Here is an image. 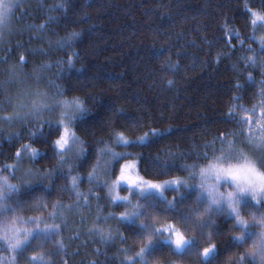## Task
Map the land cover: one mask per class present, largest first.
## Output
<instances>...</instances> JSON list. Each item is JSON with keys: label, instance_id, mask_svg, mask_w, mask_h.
Instances as JSON below:
<instances>
[{"label": "trees", "instance_id": "16d2710c", "mask_svg": "<svg viewBox=\"0 0 264 264\" xmlns=\"http://www.w3.org/2000/svg\"><path fill=\"white\" fill-rule=\"evenodd\" d=\"M23 1L11 15L15 20L4 46L11 64L19 62L29 79L38 77L43 91L76 101L84 111L69 125L80 149L61 159L54 155L58 149L51 147L58 135L46 142L42 136L28 135L45 121L59 122L6 119L3 112L9 108H3L6 95L0 89V169L9 166L0 174L16 186L8 192L9 212L23 220L39 218L44 224L60 225L54 237L33 235L16 264H30L33 255L37 260L31 264H120L126 257L139 259L136 254L145 241L137 236L136 225L117 221L131 208L120 200L112 202L110 186L126 160L137 161L138 172L149 180L188 177L193 187L178 200L183 215L197 207L199 171L225 155L229 141L236 140V148L249 152L241 143L245 138L233 135L240 128L228 114L234 111L239 119L245 115L241 107L251 109L259 103L264 27L260 22L253 27L244 8L247 4L252 12H262L261 0ZM72 39L71 48L58 47ZM252 56L255 65L247 59ZM20 57L26 63L21 64ZM237 84L242 87L237 89ZM152 129L157 135L145 136ZM253 133L258 135L255 125ZM218 137H226L223 144ZM25 145L38 150L34 160L24 156L20 161L34 172L29 177L21 176L18 167L12 172L18 163L15 154ZM122 189L118 188L121 196L126 193ZM165 195L169 200L178 196L171 188ZM145 200L160 212L153 213L160 223L172 221L163 214L159 196ZM212 219L219 235L210 242L219 251L210 259L213 264H238L245 251L233 240L239 233L230 230L229 218ZM120 236L127 238L122 241ZM206 246L205 237L200 251ZM10 255L0 242V262ZM146 259L147 264H199L200 257L195 252L177 254L161 241Z\"/></svg>", "mask_w": 264, "mask_h": 264}, {"label": "snow or ice", "instance_id": "6c2138e0", "mask_svg": "<svg viewBox=\"0 0 264 264\" xmlns=\"http://www.w3.org/2000/svg\"><path fill=\"white\" fill-rule=\"evenodd\" d=\"M19 6L18 0H0V28L6 27L8 20L11 18L14 10ZM61 9L67 11L63 4L59 5ZM261 9H264V0H261ZM244 11L248 17H251V25L255 27L258 22L260 26L264 27V11L252 12L245 4ZM55 19V18H51ZM44 27V26H41ZM0 35H3L0 31ZM73 38H78V33L71 34ZM235 37L239 39V33H235ZM74 39L58 43V47L71 48ZM243 44V41H241ZM261 51H264V37L261 38ZM249 61L255 65V56L248 57ZM21 64L26 63L24 57H20ZM69 68L74 67L72 57L67 60ZM260 67L264 68V61L260 63ZM247 80L251 81L252 77L249 75ZM262 88L258 93L259 103L251 109L240 108V111L245 113L237 119L236 112L228 114L229 119L234 122L239 128L238 135L245 139L241 141L249 147V152L243 149L236 148V140L229 141V149L225 155L215 158V162L210 163L205 169L200 170V183L197 188L198 195L196 196L197 207L187 214L180 215L178 209V200L184 199V192L193 185L188 181L170 180L164 183H152L143 180L139 175H132L135 165L126 164L120 168V175L113 187H119L122 183L127 185V196H113L112 202L116 200L123 202V206L131 208V211H125L118 218L117 221H126L136 225V234L145 241L140 252L136 257H126L120 264H147L146 256L150 255L154 248L163 241L168 245L169 250L177 254H186L195 252L199 257V264H213V260L219 249L216 244L211 243L213 236L219 235L216 231L214 216H225L231 222L230 230L238 232V235L233 236V240L237 246L244 247L245 251L238 259V264H264V81L261 82ZM237 89L242 86L235 85ZM32 96L39 97V99H30ZM19 99V98H17ZM234 99H240L235 97ZM12 98H9V105L13 108V116L6 119H24L21 112L24 108L29 109L30 113L39 114L41 111H52L51 107L45 106V96L39 92H29L27 96L20 100L16 105L11 104ZM257 109L259 112L257 113ZM84 109L79 104H74L72 112L82 113ZM77 117L74 115H65L63 120L57 124L51 121H45L40 125L38 131L29 130V137L35 138L42 136L45 140L50 136H59V139L54 141L51 145L55 151L54 155L63 159L64 154L71 151L72 146L78 140L71 131L69 125H74ZM67 121V124L64 123ZM255 125L256 135L253 133V126ZM48 129V131H45ZM62 129V133H61ZM155 137L157 130L152 129L150 133L145 136ZM145 137H140L143 140ZM223 144L226 137H218ZM122 139V134H121ZM127 144L129 141L124 140ZM31 153L30 159H35L37 149L29 148L28 145L23 147L22 151L16 152L18 161L22 160L25 152ZM83 149H81V152ZM223 151V149L221 150ZM207 159V156H205ZM17 166L12 167L13 174ZM167 166H161L163 170ZM9 166L0 169V172L8 171ZM71 169L68 170L67 175H71ZM50 176L51 173H48ZM47 178V177H45ZM67 178V177H66ZM91 179V178H90ZM3 185H0V213H7L10 207L6 200L9 191H15V185L7 183V176H0ZM72 184L75 187L76 178H72ZM6 185V187H5ZM171 188L178 196L174 195L171 200L165 195ZM184 191H181V189ZM150 195H157L163 203L162 212L165 216L173 217L171 222L160 223L159 220L153 216L156 213L159 216L160 212L152 204L148 203L145 198ZM97 200L100 196L95 197ZM132 199L136 203H132ZM43 206V205H41ZM15 211V209H13ZM114 216V214H113ZM179 217V219H177ZM107 219V217H105ZM23 218L19 216L5 217L3 234L0 235V242L5 252L11 253L10 257L3 261V264H16V257L19 253L26 251V246L32 241L31 238L34 233H43L45 236L54 237L59 234L60 225L44 224L39 218H31L30 220H23L25 224L31 223L32 228H18L16 225L22 221ZM43 224V227H41ZM11 225V226H9ZM179 225V226H178ZM205 229L209 231L205 233ZM187 231L196 232L197 235L189 238L186 235ZM199 237V238H198ZM207 238L209 246L203 247L200 251L201 239ZM127 237L120 236L123 241ZM42 259V257H41ZM37 257L33 255L31 261H36Z\"/></svg>", "mask_w": 264, "mask_h": 264}, {"label": "rangeland", "instance_id": "374dc122", "mask_svg": "<svg viewBox=\"0 0 264 264\" xmlns=\"http://www.w3.org/2000/svg\"><path fill=\"white\" fill-rule=\"evenodd\" d=\"M18 2L20 5L24 1L18 0ZM14 20H15V17L12 19V16H11V18L7 22V26L0 28V31H2V33H3V35H0V89H2L3 93L6 95V96H4V105L7 104V106H3V108H6V107L9 108L8 110L6 109L3 112L4 115H6L8 117L13 116V108L8 103L9 98H12L11 104L16 105L17 103L20 102V100H23V98L25 96H27L29 92H31V93L39 92L45 96V101L43 102L45 104V106L51 107L52 111H41V112H39V114H36L33 112V113L29 114V109L26 107L21 112V116H25L26 118H33V119L46 118L47 120H57L58 122L62 121L65 115L70 114V115L75 116L76 113L72 112V107L74 104H79L78 102H76V101H65V100L54 98L51 94H48V93H46V91H43L42 83L38 80L37 76L35 77V79H33L32 77H31V79H29V75H27L26 73H24V71H22V66L20 65L19 62L15 63V65L11 64L12 63L11 62L12 56L9 53V50H8L9 48L5 49L4 46H5L6 41L8 40V38L11 34V30H12ZM17 98H19V99H17ZM30 99H39V97L32 96ZM18 120H20V119H18ZM64 123L67 124V121H64ZM79 149H80V145H79V142H77L75 145L72 146L71 151H68L64 154V157L70 156L73 152L75 153V152L79 151ZM30 155H31L30 151L24 153V156H26L27 158L30 157ZM20 161H18V163L15 164L14 166L18 165L21 176H25V177L28 176L29 177L30 175H33L34 172L31 171L29 166L26 164H22ZM126 164L135 165V168L132 172V175H134V176L139 175L145 181H149L152 183H164L165 181L178 179L180 181H188V183L190 184L188 177L187 178H172V179H166V180H161V181L149 180V179L142 177L140 175V173L138 172L137 161L126 160L121 164L120 168ZM120 168H119V172L117 174L116 179L114 180V182L110 186V192L112 194V197L119 195V193H118L119 187H124L125 189L127 188V185L123 184V183L119 187H115V188L113 187V185L115 184V181L117 180L118 176L120 175ZM204 168L206 169L207 166ZM199 173H200V171H199ZM0 176H7V175L6 174H0ZM197 181H199V183H200V175L199 174L197 176ZM7 183L9 185H11L9 177H8ZM0 185H3L2 180H0ZM5 187H6V185H5ZM127 195H129V193L126 191V193H124V195H122V196H127ZM119 196H121V195H119ZM0 203H2V202H0ZM5 217H15V216H13V214H11L9 212V209H8L7 213H0V235L3 234ZM9 226H11V225H9ZM16 227H18V228H32L33 226L25 225L23 222L20 221L16 225ZM35 234H37V233H34L33 235H35ZM7 259L8 258H5L4 260H2L0 262V264H3V261H5Z\"/></svg>", "mask_w": 264, "mask_h": 264}]
</instances>
